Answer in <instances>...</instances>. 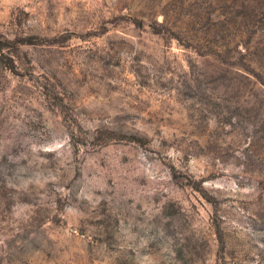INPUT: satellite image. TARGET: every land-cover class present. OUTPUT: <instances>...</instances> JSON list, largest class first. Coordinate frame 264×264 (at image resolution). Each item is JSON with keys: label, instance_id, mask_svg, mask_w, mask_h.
<instances>
[{"label": "rangeland", "instance_id": "374dc122", "mask_svg": "<svg viewBox=\"0 0 264 264\" xmlns=\"http://www.w3.org/2000/svg\"><path fill=\"white\" fill-rule=\"evenodd\" d=\"M0 264H264V0H0Z\"/></svg>", "mask_w": 264, "mask_h": 264}]
</instances>
